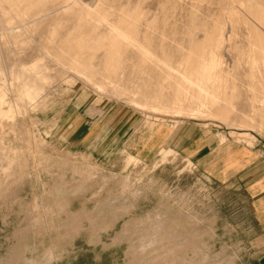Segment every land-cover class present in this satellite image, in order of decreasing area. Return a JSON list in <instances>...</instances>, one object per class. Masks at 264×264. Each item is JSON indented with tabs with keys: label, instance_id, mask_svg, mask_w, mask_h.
<instances>
[{
	"label": "rangeland",
	"instance_id": "374dc122",
	"mask_svg": "<svg viewBox=\"0 0 264 264\" xmlns=\"http://www.w3.org/2000/svg\"><path fill=\"white\" fill-rule=\"evenodd\" d=\"M0 264H264V0H0Z\"/></svg>",
	"mask_w": 264,
	"mask_h": 264
},
{
	"label": "crops",
	"instance_id": "0c3cea01",
	"mask_svg": "<svg viewBox=\"0 0 264 264\" xmlns=\"http://www.w3.org/2000/svg\"><path fill=\"white\" fill-rule=\"evenodd\" d=\"M108 132V131H107ZM132 136L128 137L131 138ZM172 133H169L166 128H163L162 130H158L155 134H153L149 140L148 145L144 146L141 149V154L144 156H147V158L154 157L156 155V152L164 145L168 144V142L171 140ZM135 140V138H133ZM203 137L195 135L194 137L189 138L184 143V149H190L193 150V152L190 153V157H194L197 154H200L201 157H205L206 153H203L204 150L206 151V144L202 143Z\"/></svg>",
	"mask_w": 264,
	"mask_h": 264
},
{
	"label": "bare ground",
	"instance_id": "6f19581e",
	"mask_svg": "<svg viewBox=\"0 0 264 264\" xmlns=\"http://www.w3.org/2000/svg\"><path fill=\"white\" fill-rule=\"evenodd\" d=\"M158 228V227H157ZM157 232V231H156ZM154 236V235H153ZM153 236H152V239H153ZM156 236H158V235H156ZM152 241V240H151ZM159 241V240H158ZM148 242V241H147ZM55 254H54V252H52V251H50L49 252V256H50V258H52V257H55L54 256ZM152 260V259H151Z\"/></svg>",
	"mask_w": 264,
	"mask_h": 264
}]
</instances>
